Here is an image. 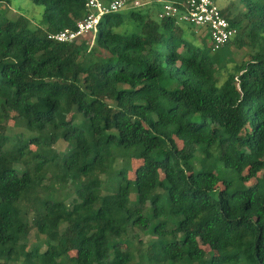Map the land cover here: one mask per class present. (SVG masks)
<instances>
[{
    "label": "trees",
    "instance_id": "1",
    "mask_svg": "<svg viewBox=\"0 0 264 264\" xmlns=\"http://www.w3.org/2000/svg\"><path fill=\"white\" fill-rule=\"evenodd\" d=\"M11 2L0 0V264H264V0L222 7L239 30L226 45L250 48L233 68L202 47L207 27L202 39L140 7L57 42L87 0H32L37 26L9 19ZM11 122L22 130L9 135ZM60 142L55 157L35 150ZM41 187L27 220L21 202Z\"/></svg>",
    "mask_w": 264,
    "mask_h": 264
},
{
    "label": "built area",
    "instance_id": "2",
    "mask_svg": "<svg viewBox=\"0 0 264 264\" xmlns=\"http://www.w3.org/2000/svg\"><path fill=\"white\" fill-rule=\"evenodd\" d=\"M221 0H185L175 3L169 0H157L162 8L157 12L159 19H174L177 24L187 23L195 27H207L215 52L226 45L238 34V28L233 27L230 19L224 16ZM151 4L140 0H87L88 15L77 22L75 29H65L50 34L49 38L57 42H72L91 32H96L100 19L107 14L120 12L129 8H138Z\"/></svg>",
    "mask_w": 264,
    "mask_h": 264
},
{
    "label": "rangeland",
    "instance_id": "3",
    "mask_svg": "<svg viewBox=\"0 0 264 264\" xmlns=\"http://www.w3.org/2000/svg\"><path fill=\"white\" fill-rule=\"evenodd\" d=\"M140 1L142 3H147L148 1H150V3L154 2L153 5H149V4L143 5L142 7L139 8V11L142 14H146L148 12L154 18H156L157 12L159 11L158 9L160 8L159 7L157 9L158 4H159V3H157V0H140ZM220 5H221V7H224V8L231 5V10H233L232 11L233 15H236L240 11H244V7L238 2V0H221ZM43 11H44V8L40 5L33 3L32 0H12L11 4L9 5V10L6 11V13H7L6 16L11 20H16L21 14H23L26 17H28L29 19H31L32 23L37 26L40 24V22L43 19ZM124 13L126 14L127 11L125 10ZM182 27L189 29L191 34L195 33L198 36H200V38L203 39V36H201L202 30H200L198 27L192 26V25L187 24V23H182ZM117 31L120 33L130 34V33L139 31V27L133 23L132 24L131 23H124L117 29ZM201 45L204 48V50H206V52L210 56L220 58V60H222V62H223V64L221 63L222 65H225L228 62V64L226 65L228 68H233L235 63L242 62L245 58H247V55L250 52V48L248 46L238 48L232 43L229 45H224L223 47H221L219 50H217L215 52H213L211 49L205 47L203 44H201ZM224 71L221 74H224ZM225 76L222 78V82H223ZM69 115H70L69 113H59L57 116H58V119L62 121L64 119L68 118ZM18 130H22V124L20 122H11L9 124L7 133L9 135H13ZM63 148H64V144L60 142V143L56 144L51 150L46 151V150H39L37 148H35V150L40 151L49 157H55L58 150H61ZM121 152H122L121 149L118 150L117 156L118 155L120 156ZM140 165H141V162L139 160L133 159L131 161L130 170H129V177L130 178H132V179L134 178L135 171ZM259 176L260 175H257L255 177L257 182L254 179L253 181H250L249 183L252 184V183L256 182V184H260L261 182H260ZM68 181H69V178H66L64 180V183H67ZM45 191H46V189L41 187V188L31 189L30 191H28L26 193L27 198L21 202V207L23 208V213H24L27 220L30 219L29 218L30 215L29 216L27 215L30 207L32 205H34L36 203V201L44 199ZM153 197H154L153 195H151L149 197L148 204L153 200ZM132 198H134V195H132ZM141 236H142V240L145 242L148 241L150 238L151 239L154 238V237H151L149 235H142L141 234ZM140 247L142 249V254L140 255V258L142 257L141 262H143L145 259V254H146L145 243H142V246H140ZM126 254H127V248H126V246L123 245V246H121V249H119V251L115 255L114 260L116 261V259L118 257L125 256ZM139 261H140V259H139ZM142 264H144V263H142Z\"/></svg>",
    "mask_w": 264,
    "mask_h": 264
},
{
    "label": "crops",
    "instance_id": "4",
    "mask_svg": "<svg viewBox=\"0 0 264 264\" xmlns=\"http://www.w3.org/2000/svg\"><path fill=\"white\" fill-rule=\"evenodd\" d=\"M159 7H160V8H159ZM161 7H162V6H161L160 4H158V7H157V9L159 8L158 10H160V9H161ZM158 10H157V11H158Z\"/></svg>",
    "mask_w": 264,
    "mask_h": 264
}]
</instances>
